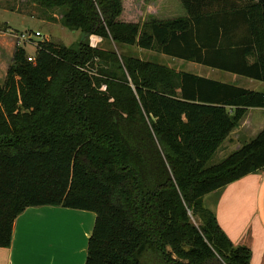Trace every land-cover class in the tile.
<instances>
[{
	"label": "trees",
	"instance_id": "obj_1",
	"mask_svg": "<svg viewBox=\"0 0 264 264\" xmlns=\"http://www.w3.org/2000/svg\"><path fill=\"white\" fill-rule=\"evenodd\" d=\"M34 1L82 39L39 42L33 62L17 46L0 81V248L26 209L63 207L96 215L85 264H251L203 198L264 168V129L210 164L264 92L120 50L264 83V0H179L185 17L144 22L120 20L122 0Z\"/></svg>",
	"mask_w": 264,
	"mask_h": 264
},
{
	"label": "crops",
	"instance_id": "obj_2",
	"mask_svg": "<svg viewBox=\"0 0 264 264\" xmlns=\"http://www.w3.org/2000/svg\"><path fill=\"white\" fill-rule=\"evenodd\" d=\"M17 45L23 47L16 41L14 46ZM212 75L203 78L264 92V83L258 81L257 88L248 89L240 86V76L231 74L227 77L231 80L226 81ZM263 129L264 108H249L239 127L215 156L219 154V161H222ZM203 204L216 216L235 247H246L251 251V264H264V168L206 195ZM95 222L96 215L89 211L63 207L28 208L14 223L10 248H0V264H85Z\"/></svg>",
	"mask_w": 264,
	"mask_h": 264
},
{
	"label": "rangeland",
	"instance_id": "obj_3",
	"mask_svg": "<svg viewBox=\"0 0 264 264\" xmlns=\"http://www.w3.org/2000/svg\"><path fill=\"white\" fill-rule=\"evenodd\" d=\"M122 1L124 5V12L120 18L122 21L144 22L151 16L162 20L186 16L179 0ZM60 19L61 14L59 11L51 12L44 9L38 6L34 0H0V80L2 83L5 81L8 69L13 63L16 41L23 44L28 56L34 60L39 42L49 41L65 46H77L80 43L81 33L66 29L61 24ZM6 23H9L11 27ZM24 35L30 39L27 40L28 42L22 41ZM101 43V39L98 37L90 39V44H94L96 47ZM120 53L155 62L178 72L192 73L202 77L213 74V77L218 78L219 76L221 77L219 79L231 80L227 78L231 77V74L218 70L211 71V69L199 64L175 59L157 51H146L134 46L124 47L120 50ZM240 80V86L244 88L255 89L259 85L258 82L252 79L240 77ZM218 162H220L219 154L212 158L210 164L213 165Z\"/></svg>",
	"mask_w": 264,
	"mask_h": 264
},
{
	"label": "built area",
	"instance_id": "obj_4",
	"mask_svg": "<svg viewBox=\"0 0 264 264\" xmlns=\"http://www.w3.org/2000/svg\"><path fill=\"white\" fill-rule=\"evenodd\" d=\"M27 40H30V39H28V37H26L25 35L24 36H22V41L24 42V41H26V42H28ZM92 47H96L94 44H92L91 45ZM33 58H31V57H29V61L30 62H33Z\"/></svg>",
	"mask_w": 264,
	"mask_h": 264
}]
</instances>
